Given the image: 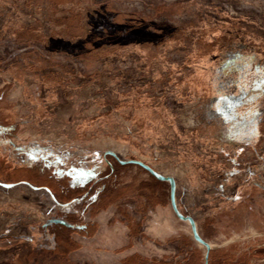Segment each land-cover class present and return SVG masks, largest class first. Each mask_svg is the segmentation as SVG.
Returning <instances> with one entry per match:
<instances>
[{
    "label": "trees",
    "instance_id": "16d2710c",
    "mask_svg": "<svg viewBox=\"0 0 264 264\" xmlns=\"http://www.w3.org/2000/svg\"><path fill=\"white\" fill-rule=\"evenodd\" d=\"M16 1L0 0V41L9 43L16 41L22 44L35 42L43 46L49 57L65 56L71 57L77 62H83L86 55L94 57L93 60L105 55L113 63L117 60L125 61L127 57L124 56L127 55L125 53L116 54L118 52L114 50L115 44L105 46V48L96 44L85 51L83 46L81 47L84 41L83 35L106 31L110 37H117L115 35L119 31L125 37L126 48L130 49L131 45L143 44V42L131 40V33H129L133 29L131 23L119 24L116 28V19L112 20L116 16L115 13L107 12L108 22L104 21L102 16H99V10L82 9L77 0H42L40 2L36 0L35 4L37 5L32 7L34 6L32 4L30 11L35 10L37 13H41L42 19H36L31 14L33 12L28 13L25 7L20 9L19 13L17 10L15 11L13 5L16 6L20 3V0H18L19 3ZM231 5L233 10L237 11V3ZM50 8L54 10L52 11ZM87 11L89 14L86 15ZM242 13L244 15V12L239 14ZM131 15L138 18L136 21L140 26L143 25L138 28L141 32L144 28L148 29L150 25L145 18L139 17L136 13ZM82 18L98 21L92 23L91 29L85 25V27H81L82 29L77 28L78 30L74 33L73 27H78ZM76 19L79 20L75 21ZM99 20L104 22L100 23ZM11 22L24 24V27L33 31L34 34L23 37L14 36L11 33V29H13ZM77 22L78 24H76ZM243 26L242 18L233 21L231 26L228 24L222 31V36L227 34L228 40L221 39L220 52L230 51L229 49L239 40L238 37L243 35ZM237 32L238 35L235 34ZM130 51L132 52V49ZM128 55L130 56L132 53ZM46 63L48 61L45 58L27 60L21 56L18 60L0 68V73H3L4 76H0L4 85L0 88V118H4V122H6L4 125L0 122V150H2L0 151V193L9 194V196H2L4 201L0 199V251H17L20 257L22 255L24 257L39 255L43 258L54 256V259L38 264H97L86 255L87 250L91 252L102 250L101 246L92 241L99 235L96 222L99 221L100 214L110 215L108 216L111 217L109 224L113 222L114 217L120 214L126 220L128 232L123 236L119 249H110V255L114 257L112 264H199L198 249L192 239L186 238L185 241L183 240L184 242L182 241L183 243L177 239L168 242L176 244V250L171 251V254L163 253L164 251L161 249L167 243L154 242L155 247H158L156 251L158 253L163 251V254L157 256L153 253L140 252L135 248L133 239L140 235V229L135 226L137 224L133 218L125 212L126 204L130 201L129 193L126 192L129 186L126 174L140 175L144 177L143 180L155 183L153 187H150L152 195L160 197V191L157 188L159 182L141 167L132 164L120 165L113 160L112 177L94 184L92 188H90V183L73 187L69 177L57 174L59 169L81 167L87 160L100 158L104 152L108 151L99 152L92 149L86 152L87 136L85 132L87 126L118 124L119 119L115 115L114 118L106 117L108 113L111 114L109 111L111 109L106 110L107 107L100 106L97 103V96L92 94L99 95L107 90L106 83L92 88L91 91L83 84L68 88L60 79L57 82L52 80ZM165 64L167 67L170 65L169 62ZM182 72L180 70L177 76L182 78ZM117 74L124 79L117 84H126L129 91L139 90L144 96L151 94L145 90L152 82L157 80L168 82L167 87L162 86L159 90V97H165V107L173 115L174 133L169 136L167 143L161 144L159 140L161 136L159 137L150 130L146 131L145 127L148 124L146 122L142 124L143 121L138 120L132 110L121 112L124 114L125 122L121 121L120 124L125 127L128 136H133L134 131L130 127L132 125L134 128L138 126L141 131L145 132L144 141L156 139V145L149 149L152 151L154 160H159L162 165L152 164L140 158L129 160L141 161L165 177L184 178L187 174L184 170L185 165H182L178 158L183 157V154H188V162H192L194 159L190 152L193 153L194 142L205 139L207 135L199 126H195V123L194 126L188 125L183 128V123L175 113L178 111V102L175 100V104L172 106L167 102L168 98L164 93L169 91L170 85L172 86L170 72L166 69L152 80H147L145 77L146 80H143L145 84L140 86L139 82L133 84L132 79L123 71L118 70ZM255 85L256 90H253V93L263 95L264 86L259 82H255ZM14 91L21 92L30 105H26V110L22 113L14 112L15 104L11 101L8 102V96ZM175 92L176 90L173 89L172 93ZM115 95L117 97L120 94L116 93ZM247 99L248 97L237 108L250 106L252 103ZM104 115L106 118L103 117ZM176 119H179L180 126L177 125ZM15 128H18L19 132H16ZM140 129L138 130L140 131ZM44 132L55 134L56 141L60 144L63 140L66 146L59 148L56 142H48L43 138L42 133ZM5 133H9L10 136L4 138ZM229 137L227 135L220 136V141L229 142ZM237 145L234 147L237 153L231 159L235 164L239 156H245L248 153L253 154L255 160L258 158V152L254 145H249L250 151L247 152H242V144ZM154 146L163 153L161 157L156 155L158 153H155ZM72 148L77 149L76 155H72ZM255 166L256 164H245L239 168L253 169ZM1 184L14 185L7 189ZM100 185L103 188L92 201L91 198ZM222 207L225 208L222 212L226 213L227 207L225 205ZM208 208L203 211V214H206ZM222 212L219 209L213 210L215 218L220 217ZM74 226L76 227L74 228ZM119 253L121 255L116 257ZM35 259L36 257L33 261H36ZM103 261L101 264H111L106 259ZM241 262L243 261L236 259L232 253H222L220 250H211L207 260V264H238Z\"/></svg>",
    "mask_w": 264,
    "mask_h": 264
},
{
    "label": "crops",
    "instance_id": "0c3cea01",
    "mask_svg": "<svg viewBox=\"0 0 264 264\" xmlns=\"http://www.w3.org/2000/svg\"><path fill=\"white\" fill-rule=\"evenodd\" d=\"M193 1L195 0H189L186 3L191 5ZM195 6V10L197 9L195 14L198 17L196 19L197 22L194 24L191 23L174 29H156L150 25L148 29L144 28L142 32L138 28L143 25L140 26L139 22L136 21L138 18H134L131 15L133 13L115 10L109 5L98 6L94 10H99V16H102L101 18L104 21L108 22L107 12L115 13L116 16L112 20L116 19V28L119 24L131 23L133 26V29L129 32L131 33V40L133 42H143V44L139 46L131 45V52L130 49L125 47L127 42L124 39L123 33L117 31L115 35L119 37L117 38L110 37L109 33L102 31L93 35H86L85 33L83 35L84 41L82 45H77L83 46L86 51L87 48L94 47L96 44H100L99 46H103L104 48L105 46L115 44L114 50L118 52L116 54L125 53L127 56L124 57L131 59L135 64V76L130 77L126 75L132 79V82L137 80L141 85L145 84V81H143L145 77L147 80L156 79L162 71L168 69L172 76L171 84L173 89L176 90L175 94L179 104L178 111L175 113L183 123V128L188 125L194 126L195 123V126H199L207 135L205 139L199 141L197 144L199 152L195 151L192 146L193 153L190 152L194 159L192 162H188V154H183V157L178 158L179 162L185 165L184 170L187 172L184 178H175L179 179L185 185V191L179 194V199L182 201L184 198H191V192L198 191V187L203 189L205 185L222 186L224 194L212 196L210 200L213 201L214 205H225L227 207V213H233L234 218H241L243 223L240 221V224L242 223L241 225H244L246 224V220L248 218L250 219V216L257 214L259 207H262L264 210V93H262L263 95L253 93L250 87L255 82L247 81L248 85H246L249 87V91L246 98L248 97L247 100L252 103L250 106L238 109L237 107L241 101L246 99L242 98L232 109L229 118L213 117L209 119L207 117V112L213 100L219 97L215 75L224 63L227 54L226 52H220L219 44L222 38L228 40L227 34H224L225 36L219 39H216L215 36L212 37L213 30L210 31V27L215 28L216 25H219L217 19L222 16L223 18H227V15H220L218 12L217 14L219 15H217L214 11H211L212 16L207 17L206 14L209 13V9L205 7V0H199L198 5L195 4ZM78 20L76 19L75 21ZM94 21L98 20H86V18H82L81 24L78 27H73L75 29L74 33L78 29H82V26L85 27V25L91 29ZM104 21L99 20L100 23ZM134 26L136 27L134 28ZM173 44L175 45L174 47ZM171 52L180 53L183 55V60L180 63L169 62L170 65L167 67L165 63L168 60L165 55ZM127 53H132V55L129 56ZM56 57L68 59L75 64H83L86 68L94 64H99L101 69L92 73L77 72L71 75L63 72L65 68L59 63H46L50 76L52 80H56L55 82L60 79L64 82V86H68V88L83 84L85 88L88 87L87 89L89 91L96 86L106 83L108 92H114L111 94H120L115 98L113 103L107 104L105 102L102 103V101L100 102V106L107 107L106 110L111 109L109 110L111 114L108 113L109 115L107 114L106 117L114 118L115 115L119 119L118 124L113 123L114 126H112L113 124H99L97 126L99 127L98 129L96 126L89 125L85 132L87 136L86 152L92 149L108 151L104 152L100 158L87 160L83 165L86 169L84 172L78 170L79 167L70 169L73 172L71 171V173L69 170V173H67L69 179L78 180L83 176L88 177V180L84 181V183L87 181L88 183H96L95 178L98 176L101 177L100 180H106L111 177L114 171L113 160L115 159L109 152L115 153L120 160L124 161L131 158H140L152 164L162 165L159 163V160H154L152 151L149 149L151 146L156 145V139L147 140V142L144 141V138H146L145 132L141 131L138 126L134 128L132 125L130 127L134 131L133 136H128L125 127H122L120 123L121 121L123 123L125 122L124 114H121V112L132 110L134 116L138 120L143 121L142 124L144 122L148 124L145 127L146 131L150 130L155 132L159 137L161 136L159 139L161 144L167 143L166 141L170 138L169 136L174 133V127L172 125L173 115L169 113L164 104L165 97H159L160 95L156 96L153 94L144 96L139 90L129 91L128 88L127 91H118L122 86L127 87L126 84H117L124 80L117 74L118 70H122L108 60L105 55H101L97 60H93L94 57L86 55L83 62H77L71 57ZM195 65L199 66L198 71H196ZM180 70L183 71L182 78L177 76ZM185 71H187L186 74H184ZM247 71L251 72L253 68L249 67L247 70L245 69V72ZM66 74L71 75V78L67 79ZM73 79H77L78 81L77 84L72 86L70 82ZM190 80L197 81L192 84L189 83ZM184 81L188 86L186 92L182 88V82ZM207 97H209L208 100H203ZM103 117L106 118L105 115ZM258 117L260 118L259 121H257ZM225 135L230 136L228 138L230 139L229 142L225 143L220 141V136ZM101 141L105 142L106 145H102L103 143ZM237 144H242V152L250 151L249 145H254L258 152L255 168H239L235 167V165L234 167L233 165L232 167H224L221 165L220 160L222 156H233L237 153L234 150L235 145L238 146ZM71 150L72 155L78 153L75 148ZM154 151L160 157L163 155L161 150L157 149L156 146H154ZM253 157L255 159L254 155ZM194 184H197L198 187L194 186ZM193 203L195 204V201ZM180 209H184V206L182 205ZM187 211H190L195 216L196 225L201 237L208 236L207 230H209V227H216L220 220H222V218H215L212 206L208 208L206 214H201L197 202L192 207V210ZM241 213L242 216L240 215ZM236 214H239V216L237 217ZM219 228L220 226H218ZM251 228L255 230L264 229V218L261 217L257 223L251 225ZM211 238L214 239V235ZM205 241L208 243L206 238ZM261 245L263 246L264 244ZM261 245H258L259 249L262 247ZM200 255L203 254L199 253ZM251 255L247 256L245 254L244 256L245 258L248 257L247 259H251L250 263L255 264L252 262L253 257ZM257 257L258 259L262 258L260 253ZM257 264H261V261L257 262Z\"/></svg>",
    "mask_w": 264,
    "mask_h": 264
},
{
    "label": "rangeland",
    "instance_id": "374dc122",
    "mask_svg": "<svg viewBox=\"0 0 264 264\" xmlns=\"http://www.w3.org/2000/svg\"><path fill=\"white\" fill-rule=\"evenodd\" d=\"M18 1V0H17ZM16 3H19V1ZM36 0H20V3L16 6L13 5L14 10L19 13V10L24 8H27L28 13H31L34 15L36 19H42L41 13H37L35 10H31L32 4H34L35 7L37 4H35ZM42 0H38L40 2ZM78 4L83 8L87 9H96L98 6L102 5H109L113 7L115 10L118 11H124L128 13H136L139 15V17H143L148 21V25H151L154 28L157 29H165V28H179L183 25H188L191 23H196L197 15L195 14V4L198 5V1H193L191 5L189 3H186L189 0H77ZM9 2V1H8ZM235 0H205V7L209 9V13L206 14L207 17H211L212 13L211 11H214L216 14L217 12L220 15H227V18L219 17L217 19L219 25H216L215 28L210 27V31L213 32L211 35L212 37L215 36L216 39H219L222 37V31L225 30V28L229 24L233 23V21L240 20V18H245V16L240 14L239 17H234L232 12L228 9V5H231L235 3ZM22 3V4H21ZM12 7V8H13ZM198 8V7H197ZM50 10H54L53 8H50ZM199 10V9H198ZM229 15H228V14ZM86 15L89 14L87 11L85 13ZM217 14V15H219ZM18 22V20H17ZM17 22H11L13 25V29H11V33L14 36L17 37H23V36H29L33 35L34 32L31 30H27L24 27V24H18ZM214 27V26H212ZM217 30V31H216ZM209 31V30H208ZM225 40V39H224ZM176 44V43H174ZM173 44V47L175 46ZM226 57L224 60V63L221 65L220 69L218 70V73L215 75L216 80V86L217 90L219 91V97L215 98L211 104V107L209 111L207 112V117L213 118V117H221L223 119H227L230 117L232 109L239 103V101L247 95L249 91V87H247V81L251 82H257L259 81L260 77V70L259 67H255L253 71L251 72H245V69H248V63L249 59L245 58L243 54H240L238 52H230L226 51ZM23 57L27 60H36L38 58H45L47 59L48 63L50 64H61L62 67L65 69L63 72H67L71 75L73 73L81 72V73H92L95 71H99L101 69V66L99 64L91 65L89 68H86L83 64H75L74 62L68 60V59H61V58H55L49 57V55L45 52V49L40 44H37L35 42H30L29 44H22L20 42H3L0 41V68L4 67L5 65H8L12 63V61L18 60L20 57ZM166 59L170 63H180L183 60V55L177 52H171L165 55ZM114 65L121 69L125 74H127L130 77H134L136 72L134 71L135 64L131 59H126L125 61L117 60L114 62ZM192 66V65H189ZM196 71L199 70V66L195 65ZM63 69V68H62ZM187 71L184 72L186 74ZM194 73V71H192ZM256 74V76L254 75ZM3 73H0V76L4 77L2 75ZM71 75L66 74L67 79L71 78ZM254 75V76H253ZM63 76V75H61ZM138 78V77H137ZM136 78V79H137ZM77 79H73L70 82V85L77 84ZM197 80H190L189 83L194 84ZM138 81H134L133 84H137ZM139 86L141 83H138ZM168 82L164 81L161 82V80L154 81L150 84L149 88H147L145 91L150 92L153 95L159 96V90L162 86L167 87ZM182 88L183 91L186 92L188 90L187 84L182 82ZM247 84V85H246ZM4 85L2 84V80L0 79V88H2ZM252 89L256 90V85L252 86ZM127 91L126 86H122L118 89V91ZM168 90L164 95L168 98L167 102L170 106L175 104V100L177 101L176 94L172 93L173 87L170 85L168 87ZM216 90V91H217ZM17 94H19L17 96ZM93 96H97V103L101 104L102 101L109 104L113 103L116 96L115 94H111L107 90H105L103 93H100L97 95L96 93H92ZM21 92L14 91L11 95L8 96V102H13L15 104L14 106V112L16 113H22L26 109V105L30 106L27 101L25 100L24 96L21 95ZM210 96V94H209ZM211 97V96H210ZM199 99V98H198ZM209 97L203 99L208 100ZM83 104V103H82ZM4 118H0L1 124H6L4 122ZM260 118L258 117L257 121H259ZM177 125L180 126L181 123H179V119H176ZM16 132L18 131V128H15ZM43 138L46 139L48 142H56V145H58L59 148H64L66 144L62 140L59 144L56 141L57 136L55 134H50L47 132L42 133ZM9 137V133H5L4 138ZM42 137V136H41ZM1 142V141H0ZM102 142V141H101ZM102 145H106L105 142H102ZM63 144V145H62ZM198 142H194V150L199 152V149L197 148ZM108 145V144H107ZM2 151V150H0ZM102 150H99V152ZM245 156L249 157V163L246 164H256V160L253 157V154H246ZM230 158H227L226 156L221 157V164H223L225 167H242L245 164H239L238 159L237 163L235 164L231 159L233 156H229ZM244 157V156H239ZM229 159V160H228ZM78 169V168H77ZM70 169L67 170H58L57 174L60 176H67V173H69ZM80 171L85 169V166L79 167ZM72 171V170H70ZM73 172V171H72ZM71 172V173H72ZM140 176V175H139ZM138 175H135L133 173L126 174V180L128 181V188L126 189V192L129 193L130 201L127 202L125 207V212L128 216L133 218V221L135 222V225L137 228L140 229V235L136 236L133 239V244L135 245V248H137L140 252H147V253H153L154 255H160L163 253L171 254V251L176 250V244L175 243H168L172 240H178L181 243H183L186 238L192 239L190 227L187 223L182 222L176 218V216L173 214L170 203H169V185L165 182H159L157 184V188L160 191V197H153L152 195V189L150 187H153L155 183L143 180L144 177ZM112 177V176H111ZM109 177L108 179H110ZM142 177V178H141ZM174 178V177H173ZM179 178V177H178ZM106 179V180H108ZM175 179V178H174ZM88 180V177H83L78 180H72L70 179L71 186L77 187V186H83L88 183H84V181ZM96 180V178H95ZM105 181V180H103ZM101 181V182H103ZM157 181V180H156ZM96 183H90L92 186ZM176 183V202L179 210L183 213V215L191 216L195 220V216L187 210H192V207L197 204L199 205V212L203 214V211L207 209L208 207L212 206L213 210L219 209V211H224L225 208L222 206L214 205L213 201H211L210 197L216 196V195H222L224 194V190L222 186H207L199 188L197 184H194V186L198 187V191L191 192V198H184L182 201L179 199V194L183 191H185V185L179 180L175 179ZM23 185L22 183H19ZM3 187L9 189L14 184H1ZM144 186V187H143ZM89 188V189H90ZM102 185H100L94 195L92 196V201H94L97 193L102 190ZM9 196L8 193L5 194V192L0 193V199L2 201V196ZM208 197V198H205ZM195 201V204L193 201ZM182 202V204H181ZM184 206V209H180L181 206ZM260 209V210H259ZM257 214L250 216V219L248 218L246 220V224L241 225L243 222L241 221V218H234L233 213H224L218 216V218H222L218 225L214 228L209 227V230H207L208 236H202L201 238L205 240H208V243L211 245V247L218 251L220 250L222 253H232L236 259H240L241 261L244 260L245 254L247 256H250L251 254L256 255L259 251L258 245L264 244V229H253L251 228L252 224H255L259 221V219L262 217L264 218V210L262 207H259ZM235 212V210H233ZM232 211V212H233ZM242 216V213L240 214ZM110 215H103L100 214L99 221L96 222L97 224V230L99 233V237L97 236L92 241L96 243V245H99L102 247V250H99L97 252H91L90 250L86 251V255L88 258H91L94 260L97 264L103 263L106 259V261H109L112 264L113 256L110 255V249H119L118 247L121 244V240L123 239L124 235H127L128 228L126 227V220L124 217L120 214H118L116 217L112 219V223H108L111 217H108ZM236 216L238 217L239 214ZM243 218V217H242ZM226 219V220H225ZM228 219V220H227ZM231 219V220H230ZM237 220V221H236ZM230 221V222H228ZM240 221L242 222L240 224ZM196 222V220H195ZM230 223V224H229ZM70 226V225H69ZM218 226L220 228L218 229ZM76 226H74L75 228ZM198 230V228H197ZM199 233V232H198ZM200 235V234H199ZM214 235V239L211 237ZM201 236V235H200ZM185 239V240H184ZM184 240V241H183ZM193 240V239H192ZM183 241V242H182ZM194 241V240H193ZM156 243L165 244L162 246L161 253L157 252L156 249L158 247H155ZM187 242V241H186ZM195 247L198 249V254H203L205 252L204 248L195 243ZM262 246V245H261ZM264 247V245L262 246ZM158 250V249H157ZM109 252V253H108ZM107 253V254H106ZM250 253V255H249ZM109 254V255H108ZM19 254L17 251H0V264H38L43 261H48L54 259V256H47L46 258H43L42 256H35L36 261L34 260V255H28L24 257L22 255L21 257L18 256ZM116 255V254H115ZM121 255V253L117 254V256ZM197 260V259H195Z\"/></svg>",
    "mask_w": 264,
    "mask_h": 264
},
{
    "label": "flooded vegetation",
    "instance_id": "af4514ba",
    "mask_svg": "<svg viewBox=\"0 0 264 264\" xmlns=\"http://www.w3.org/2000/svg\"><path fill=\"white\" fill-rule=\"evenodd\" d=\"M235 1V3H237L238 5L236 8L237 11H234L232 8L231 12L232 14H235L233 15L234 17H239V13L244 12L245 18H242L244 20V26L242 28L243 35L238 37L239 40H237L235 45L229 50L230 52H238L240 54H243L245 58L249 59L248 68L251 67L254 69L257 66L259 67L261 78L257 82L261 83L264 86V0ZM235 34L238 35L239 33L237 32ZM254 75L256 76L255 73ZM69 169H74V167H71ZM100 178L101 177L98 176L95 182L100 183L101 181H103L100 180ZM258 250V254L260 253V256L262 258L258 259V254H252V262L257 264V262L261 261V264H264V247H260V249ZM204 255L205 252L203 253V255L199 256V264H205ZM247 258L248 257H246L243 262L238 264H253L250 263L251 259Z\"/></svg>",
    "mask_w": 264,
    "mask_h": 264
},
{
    "label": "water",
    "instance_id": "95a60500",
    "mask_svg": "<svg viewBox=\"0 0 264 264\" xmlns=\"http://www.w3.org/2000/svg\"><path fill=\"white\" fill-rule=\"evenodd\" d=\"M227 7H228V9L231 12L232 11V5H228ZM250 90H252V91L254 90V89H252V86L250 87ZM246 96L247 95H245L243 98H246ZM241 103H242V101H241ZM109 154L120 165L132 164V165L139 166L142 169H144L147 173H149L157 181L165 182V183H167L169 185V203H170V208H171L173 214L176 216V218L178 220H180L182 222H185V223H187L189 225L192 239L195 241V243L201 245L204 248V250H205L204 260H205V264H207V259H208L209 252L213 248L211 247V245L209 243H207L199 235L195 220L191 216L183 215V213L179 210V208L177 206V202H176V183H175V179L173 177H165V176H162V175L156 173L154 170H152L149 166L145 165L141 161H138V160H126V161H124V160H120L115 155V153H113V152H109Z\"/></svg>",
    "mask_w": 264,
    "mask_h": 264
},
{
    "label": "built area",
    "instance_id": "2783aa9c",
    "mask_svg": "<svg viewBox=\"0 0 264 264\" xmlns=\"http://www.w3.org/2000/svg\"><path fill=\"white\" fill-rule=\"evenodd\" d=\"M249 157L248 156H244V157H240L238 158V163L239 164H246V163H249Z\"/></svg>",
    "mask_w": 264,
    "mask_h": 264
}]
</instances>
